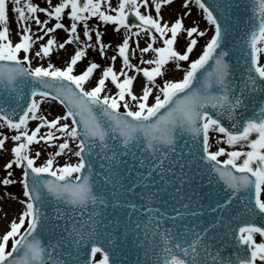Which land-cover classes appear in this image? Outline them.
I'll list each match as a JSON object with an SVG mask.
<instances>
[{
  "label": "snow or ice",
  "instance_id": "6c2138e0",
  "mask_svg": "<svg viewBox=\"0 0 264 264\" xmlns=\"http://www.w3.org/2000/svg\"><path fill=\"white\" fill-rule=\"evenodd\" d=\"M173 3L0 0V264H264V0Z\"/></svg>",
  "mask_w": 264,
  "mask_h": 264
},
{
  "label": "rangeland",
  "instance_id": "374dc122",
  "mask_svg": "<svg viewBox=\"0 0 264 264\" xmlns=\"http://www.w3.org/2000/svg\"><path fill=\"white\" fill-rule=\"evenodd\" d=\"M113 2L115 3V2H117V0H113ZM179 7H180V0H174V3H173V5L171 6V8H169V7H165L164 9H163V11H162V14H163V16H164V18L166 19V20H170L171 18H172V15H173V12H175V11H177L178 9H179ZM198 16H199V13H198V10L195 8V6L193 5V12H192V15H191V18H189V19H185V21H184V23L186 24V25H188V24H190V20L191 19H195V18H198ZM201 28H203V27H205V22H201ZM111 31V29H109V32ZM57 33H59L60 35H62V33L58 30L57 31ZM13 40H15V35H13ZM104 40H105V42H108L109 40H111V43L113 44V46H115V44L116 43H118L119 41H118V39L115 37V36H105L104 37ZM144 40H145V37H142L141 39H140V46L141 47H143V46H145V42H144ZM182 42H183V39H182ZM203 40H200L199 41V43L200 44H203ZM133 47L135 46V44H134V42H133V45H132ZM157 46H162V44H159L158 43V45ZM66 47H68L69 49L71 48V47H73V46H66ZM74 48V47H73ZM73 48L70 50V52H72L73 51ZM199 50V48H197V51ZM113 54H115L114 53V51L112 50V49H108L107 50V55L108 56H111V55H113ZM66 55V54H65ZM193 57L195 56V53H193V54H191ZM150 56H151V53H149V54H146L145 55V59H147V58H150ZM68 58V56L66 55V57L65 58H63L59 53H58V62H59V64H55L54 63V61L53 60H51V62H53L56 66H63V61H65L66 59ZM88 58L89 59H91V60H94V61H96V62H98V63H100L102 66H106V61H102V60H100L99 59V57H98V53H95V52H92L91 50H89V52H88ZM139 53L137 52L136 53V55H135V57H133V59H132V62L133 63H138L139 62ZM117 61H118V59H117ZM116 61V62H117ZM48 62V61H47ZM47 62H46V64H47ZM116 62H115V68H118L119 66H116L117 64H116ZM36 63V62H35ZM35 63H34V66H35ZM41 63H44L45 64V62H43V61H41ZM87 63V61H84V62H81L79 65H78V67L76 68V72L77 73H79L80 72V70L85 66V64ZM46 66V65H45ZM141 67H147L146 65H141ZM120 68V67H119ZM179 72V71H178ZM175 73V72H174ZM95 74H97L96 75V77H98V75H99V70H97L96 71V73ZM130 74H132V73H130ZM95 77V75H94V77H93V79H95L96 78ZM182 77V73L180 72L177 76H175V75H168V77L167 78H175V79H179V78H181ZM140 79H142V77H138V80L135 82V84L138 86L139 85V80ZM107 84H108V88L109 89H111L112 90V92H115L116 90L115 89H113L114 88V86L112 85V87H111V84H110V82H106ZM137 86L134 88V91H136V88H137ZM139 91V88H138V90H137V92ZM58 109H59V114H62V109H60L59 107H57ZM122 108V107H121ZM53 115H51V116H49V117H52ZM35 123V122H34ZM34 123H32V124H30V127L31 126H33L34 125ZM216 135V137L217 138H219L220 137V134H215ZM216 147H225L226 149H227V146L226 145H224V144H220V145H215L214 144V142H213V149L212 150H215V148ZM43 158H41V160H43L44 159V156H42ZM7 159V154H3V155H0V165H2V163L5 161ZM65 157H60V158H57V160H58V163L59 164H63L64 163V161H65ZM71 162H76V158L75 157H73L72 158V161ZM0 172H1V175H3L4 173H3V171H2V169H0ZM16 176H18L19 175V171L17 170L15 173H14ZM4 191H8L9 193H12V194H15L17 197H20L21 196V187L19 186V184H17V185H14V186H10L9 188H7V189H4L3 187H0V197H2L3 196V193H4ZM262 196H264V193H262ZM5 199V198H4ZM7 199V198H6ZM7 202H14L17 206H18V209L15 211V213H13V214H11V215H8L7 213H5L4 214V216L0 219V233H2V232H4L5 231V226L11 221V219H13L15 216H16V214L21 210V205L19 204V203H17L16 201H14V200H9V199H7ZM258 236V235H257ZM97 259H99L98 257H97Z\"/></svg>",
  "mask_w": 264,
  "mask_h": 264
},
{
  "label": "bare ground",
  "instance_id": "6f19581e",
  "mask_svg": "<svg viewBox=\"0 0 264 264\" xmlns=\"http://www.w3.org/2000/svg\"><path fill=\"white\" fill-rule=\"evenodd\" d=\"M54 35L58 36L57 33H55ZM73 47H74V46H73ZM73 47H71L70 49L67 47V48H68V52H70V50H71ZM55 51H58V50H55ZM58 52H60V53H62V54H66V55L68 56V52H65V51H63V50H59ZM116 64H117L116 66H120V62H119V61H117ZM117 69H119V67H118ZM96 75H97V74H96ZM96 75H95V76H96ZM138 88H139V87L136 88V92H137ZM57 114H59V113H58V109L56 108V106H54V107L52 108V115L55 116V115H57ZM245 150H246V149H245ZM7 204H8V202L5 203V204L3 205V208H4ZM3 208H2V209H3ZM15 209H18V207H17V206H16V207H11V206H9V207H7L6 210H7V212H11V211H12V212H15ZM0 218H1V211H0Z\"/></svg>",
  "mask_w": 264,
  "mask_h": 264
},
{
  "label": "water",
  "instance_id": "95a60500",
  "mask_svg": "<svg viewBox=\"0 0 264 264\" xmlns=\"http://www.w3.org/2000/svg\"><path fill=\"white\" fill-rule=\"evenodd\" d=\"M141 237H142V235L140 234V239H141ZM139 239V240H140ZM133 240H135V238L133 239ZM138 241V240H137ZM137 241H135V242H137ZM132 246V244H129V247H131Z\"/></svg>",
  "mask_w": 264,
  "mask_h": 264
}]
</instances>
